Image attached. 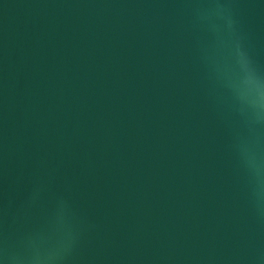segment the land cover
I'll return each instance as SVG.
<instances>
[{"label": "water", "instance_id": "1", "mask_svg": "<svg viewBox=\"0 0 264 264\" xmlns=\"http://www.w3.org/2000/svg\"><path fill=\"white\" fill-rule=\"evenodd\" d=\"M0 264H264V0H0Z\"/></svg>", "mask_w": 264, "mask_h": 264}]
</instances>
